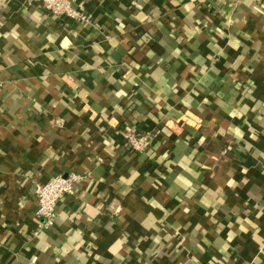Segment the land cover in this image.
Here are the masks:
<instances>
[{
	"label": "crops",
	"instance_id": "obj_1",
	"mask_svg": "<svg viewBox=\"0 0 264 264\" xmlns=\"http://www.w3.org/2000/svg\"><path fill=\"white\" fill-rule=\"evenodd\" d=\"M71 1L0 0V264H264V0Z\"/></svg>",
	"mask_w": 264,
	"mask_h": 264
},
{
	"label": "built area",
	"instance_id": "obj_2",
	"mask_svg": "<svg viewBox=\"0 0 264 264\" xmlns=\"http://www.w3.org/2000/svg\"><path fill=\"white\" fill-rule=\"evenodd\" d=\"M240 2L241 0H234ZM29 5L40 4L54 17H65L86 22L88 16L85 11L71 0H26ZM1 56V53H0ZM128 145L136 152H145L150 144L148 134L128 136ZM82 177L71 173L67 176H57L46 183H40L36 188L38 202L37 216L45 220V225L50 226L57 217V206L67 195L76 193V186L81 183Z\"/></svg>",
	"mask_w": 264,
	"mask_h": 264
}]
</instances>
